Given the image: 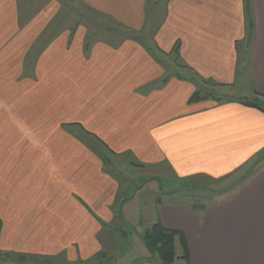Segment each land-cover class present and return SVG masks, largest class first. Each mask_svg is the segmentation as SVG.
I'll use <instances>...</instances> for the list:
<instances>
[{"label":"crops","instance_id":"crops-1","mask_svg":"<svg viewBox=\"0 0 264 264\" xmlns=\"http://www.w3.org/2000/svg\"><path fill=\"white\" fill-rule=\"evenodd\" d=\"M149 1L80 0L131 30L157 23L147 44L83 20L65 28L74 16L61 15L63 0H0L2 252L159 264L145 243L116 253L128 233L127 169L233 180L264 152V111L244 103H264V0H161L152 19ZM242 50L249 89L238 82ZM197 89L226 94L190 103ZM158 197V220L185 233L191 264H264V161L209 203Z\"/></svg>","mask_w":264,"mask_h":264},{"label":"rangeland","instance_id":"rangeland-1","mask_svg":"<svg viewBox=\"0 0 264 264\" xmlns=\"http://www.w3.org/2000/svg\"><path fill=\"white\" fill-rule=\"evenodd\" d=\"M63 1L65 3V8L63 7V12L61 11V15L63 16L66 14V12L71 11V16H74L70 17L72 18V20L69 18L70 21H66V24H64L65 28L68 29L69 27H72L74 25V22H76L77 20H83L88 23L89 28L92 27L90 29L94 30L95 28H97L96 30L101 33L107 32L111 40H121L127 36H133L145 40V42L149 44V41L147 40V38L149 37H147V32L153 34L154 28L156 27L155 25L157 24L155 23L149 30V26H144L143 29L141 28L139 30H131L117 23L110 15H105L93 9L84 7L83 5H81L80 0ZM162 5L163 3L161 0H158V2H154L153 0L149 1L148 5L146 6L147 15L149 14L150 16L151 14L152 19V15L155 14L153 18H158L159 16L164 14V6ZM241 53L242 54L241 57H239V62L242 64V66L239 71L238 82L241 87L240 89H244V86L246 89H249L248 83H250V80L248 75L250 76V74L247 73L248 70L246 72L244 70V66L247 65V56L243 53V50ZM178 58L179 56H177V54L173 52L171 56V59L173 60V65L179 63L180 59ZM246 89L241 90V93H243V91H247ZM212 92L215 95L226 94V92H221L219 90H212ZM227 92L232 91L229 90ZM229 95H233V93H230ZM91 139L92 141L95 140L94 138ZM114 160L117 165V168H129L126 165L127 162L125 161V159L116 157L114 158ZM131 167L130 169H127L125 176L132 177V179L125 178L124 183H127L125 185V188H127V190L130 191V193L132 194L130 195L131 197L129 196L120 207V210L124 214L126 225L125 229H127L126 231L128 233L127 235H125L124 242L122 241V245H119V247L116 249L117 254L122 252L124 253V255L128 254L129 257H132L134 254L136 255L137 253H140V251H143L141 249L142 246H144V242L142 241L140 236L138 237L139 234H136L137 228L142 229L145 226L150 227L154 222L158 220L156 201L158 195L164 198V200H170L173 202H185L190 203L191 205L197 203H209L214 200L213 194H218V192L213 191L212 189L220 188L221 186L228 183L231 179L228 178L224 181L216 182L205 178V176L179 177L177 174H175L173 170L165 168H162L161 170H158V168H156V170H154L153 167H147L145 169L136 166ZM156 172H159L161 176L151 177L152 174ZM173 190H175L174 193L171 192ZM177 253H181V248L179 244H177ZM105 259L102 257L101 259H94L92 260V264H112L111 259L108 258L106 259V261H103ZM124 260L125 259H123V261ZM158 260L160 264L161 261L159 257ZM25 261L27 262V264H53V262H55L54 259L47 260L45 258H28ZM0 264L13 263L12 261L0 259ZM176 264L185 263L182 258H177Z\"/></svg>","mask_w":264,"mask_h":264},{"label":"trees","instance_id":"trees-1","mask_svg":"<svg viewBox=\"0 0 264 264\" xmlns=\"http://www.w3.org/2000/svg\"><path fill=\"white\" fill-rule=\"evenodd\" d=\"M175 52L177 56L180 53V40L176 41L175 45L173 46L172 53ZM222 97L215 96V94L210 90H203L197 89L195 92L190 96L189 102L195 103L205 99H215L220 100ZM246 105L257 107L264 111V103L259 102L258 100H247L244 102ZM96 139L99 141L100 144L105 145L107 144L99 137L96 136ZM95 147V146H93ZM264 161V152L260 153L252 163L251 169L246 171L243 175L237 177L236 179L230 180L225 185L221 186L220 188L212 189L216 192H225L231 189L235 184L239 181L245 180L247 177L251 176L258 168V165ZM139 165H143L142 163L135 162ZM211 179V178H210ZM228 179L227 177L221 178L218 180H214L216 182L224 181ZM201 184V183H199ZM172 193L175 190L171 191ZM161 198H157V202H160ZM142 239L152 254H156L161 264H176L177 258H182L185 261V264H191L190 261V252H189V245L187 241V237L185 233L180 229L175 228H167L162 224L160 220L154 222L149 228H147L142 233ZM177 244L180 245L181 253H177ZM28 258H41L44 257L38 255H30V254H19L11 252H2L0 250V259H13L14 264H27L25 261ZM45 259H54L55 262L53 264H63L61 262H57V259L53 256L45 257Z\"/></svg>","mask_w":264,"mask_h":264}]
</instances>
